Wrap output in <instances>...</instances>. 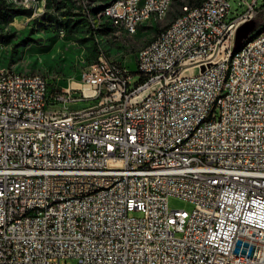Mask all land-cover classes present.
<instances>
[{
	"label": "built area",
	"instance_id": "built-area-1",
	"mask_svg": "<svg viewBox=\"0 0 264 264\" xmlns=\"http://www.w3.org/2000/svg\"><path fill=\"white\" fill-rule=\"evenodd\" d=\"M177 1L102 15L138 30ZM182 1L138 71L102 54L67 87L0 71V264H264V36L232 57L264 5L228 21L229 0Z\"/></svg>",
	"mask_w": 264,
	"mask_h": 264
},
{
	"label": "rangeland",
	"instance_id": "rangeland-1",
	"mask_svg": "<svg viewBox=\"0 0 264 264\" xmlns=\"http://www.w3.org/2000/svg\"><path fill=\"white\" fill-rule=\"evenodd\" d=\"M3 1L9 4L8 0ZM110 1L40 0L37 7L29 6L24 9L26 12L15 16L12 21L0 23V35L9 38L8 41L0 38V69L47 75L65 87L74 81L77 85L81 71L97 66L101 54L107 62L121 61L131 71H138V52L158 35V29L168 26L178 16L184 1L175 2L163 21H151L140 26L134 34L111 27L100 16L102 9L92 10L95 6H106ZM252 1L229 0L231 8L227 20L247 11V2ZM263 5L264 0H258L256 8ZM245 26L247 29L255 26L251 34L262 30L264 8ZM140 81V74L132 76L133 86ZM88 106V102H80L70 109ZM193 206L181 197H169L171 209L191 211Z\"/></svg>",
	"mask_w": 264,
	"mask_h": 264
},
{
	"label": "bare ground",
	"instance_id": "bare-ground-1",
	"mask_svg": "<svg viewBox=\"0 0 264 264\" xmlns=\"http://www.w3.org/2000/svg\"><path fill=\"white\" fill-rule=\"evenodd\" d=\"M202 1H207V0H202ZM29 7V6H28ZM170 8H166L164 10V14H159V15H146L145 16V24L151 22V21H163L168 13H169ZM100 16L105 19V22L108 23L111 27H115L117 29H121L129 34H134L138 30L135 27H128V26H118L117 27V19H109L107 15H102V11L100 13ZM140 28V27H139ZM178 28V21L176 18L168 25L166 26L161 32H172ZM264 36V28L256 34L252 39L246 41L240 48L235 49V43L233 45L232 49V57L233 58H241L243 56V53L245 49L249 48L250 46L255 44V41H257L260 37ZM159 43V34L148 44H146L141 50V53H149L151 50L154 49V46ZM1 70H7V69H0ZM10 75H19L21 74L22 76L30 79H39L41 74L37 73H29V72H20L16 70H7Z\"/></svg>",
	"mask_w": 264,
	"mask_h": 264
},
{
	"label": "trees",
	"instance_id": "trees-1",
	"mask_svg": "<svg viewBox=\"0 0 264 264\" xmlns=\"http://www.w3.org/2000/svg\"><path fill=\"white\" fill-rule=\"evenodd\" d=\"M190 1V3H200L202 0H189ZM108 4V3H107ZM106 4V5H107ZM104 6H95V7H93L92 8V10H94V12H96V11H98V10H100V9H102ZM24 12H26V10H24V9H21V8H15V7H13L11 4H7L6 2H4L3 0H0V23H6V22H10V21H12L13 20V18L15 17V16H17V15H20V14H22V13H24ZM166 26H164V27H162L161 29H158V34L165 28ZM104 29H105V27H104ZM261 30V29H260ZM260 30L259 31H257V32H255V33H253V34H251L245 41H244V43L246 42V41H248V40H250V39H252L254 36H256V34H258V32H260ZM0 38L3 40V41H8L9 40V38L8 37H5V36H2V35H0ZM243 43V44H244Z\"/></svg>",
	"mask_w": 264,
	"mask_h": 264
},
{
	"label": "water",
	"instance_id": "water-1",
	"mask_svg": "<svg viewBox=\"0 0 264 264\" xmlns=\"http://www.w3.org/2000/svg\"><path fill=\"white\" fill-rule=\"evenodd\" d=\"M252 21V20H251ZM251 21L243 24L237 31V36H236V42H235V49L240 48L244 41L250 36L251 32H253V29L255 26L247 27L245 25L249 24ZM238 245H241V241L238 242ZM249 247V250L246 248ZM255 251V247L252 245H249L247 242L244 243V248L242 249V254L248 253L249 257H252Z\"/></svg>",
	"mask_w": 264,
	"mask_h": 264
},
{
	"label": "crops",
	"instance_id": "crops-1",
	"mask_svg": "<svg viewBox=\"0 0 264 264\" xmlns=\"http://www.w3.org/2000/svg\"><path fill=\"white\" fill-rule=\"evenodd\" d=\"M144 25H146V24H144ZM143 26V25H142Z\"/></svg>",
	"mask_w": 264,
	"mask_h": 264
}]
</instances>
